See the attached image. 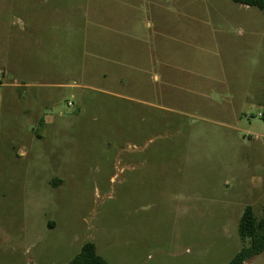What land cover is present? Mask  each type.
<instances>
[{"label":"rangeland","instance_id":"374dc122","mask_svg":"<svg viewBox=\"0 0 264 264\" xmlns=\"http://www.w3.org/2000/svg\"><path fill=\"white\" fill-rule=\"evenodd\" d=\"M0 70V264L87 242L109 264H225L244 246L264 205L262 11L0 0Z\"/></svg>","mask_w":264,"mask_h":264},{"label":"trees","instance_id":"16d2710c","mask_svg":"<svg viewBox=\"0 0 264 264\" xmlns=\"http://www.w3.org/2000/svg\"><path fill=\"white\" fill-rule=\"evenodd\" d=\"M235 3L257 8L264 13V0H233ZM239 235L244 246L225 264H245L251 258H264V205L261 216H257L252 206H247L239 223ZM34 264V263H30ZM67 264H109L97 251L93 242L83 245L81 252Z\"/></svg>","mask_w":264,"mask_h":264},{"label":"built area","instance_id":"2783aa9c","mask_svg":"<svg viewBox=\"0 0 264 264\" xmlns=\"http://www.w3.org/2000/svg\"><path fill=\"white\" fill-rule=\"evenodd\" d=\"M3 74V72H2V70H0V75H2ZM1 81V80H0Z\"/></svg>","mask_w":264,"mask_h":264},{"label":"crops","instance_id":"0c3cea01","mask_svg":"<svg viewBox=\"0 0 264 264\" xmlns=\"http://www.w3.org/2000/svg\"><path fill=\"white\" fill-rule=\"evenodd\" d=\"M5 74V73H4Z\"/></svg>","mask_w":264,"mask_h":264}]
</instances>
